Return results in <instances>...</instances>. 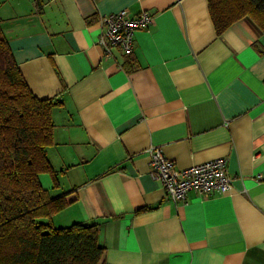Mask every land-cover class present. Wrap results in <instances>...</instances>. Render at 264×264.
Returning a JSON list of instances; mask_svg holds the SVG:
<instances>
[{
  "label": "crops",
  "instance_id": "crops-1",
  "mask_svg": "<svg viewBox=\"0 0 264 264\" xmlns=\"http://www.w3.org/2000/svg\"><path fill=\"white\" fill-rule=\"evenodd\" d=\"M142 11L133 52L97 45L99 18ZM0 31L31 93L55 98V227L97 224L99 264H264V32L217 35L207 0H0ZM150 147L177 168L227 159L230 189L173 203ZM261 178L258 179L257 177Z\"/></svg>",
  "mask_w": 264,
  "mask_h": 264
},
{
  "label": "trees",
  "instance_id": "trees-1",
  "mask_svg": "<svg viewBox=\"0 0 264 264\" xmlns=\"http://www.w3.org/2000/svg\"><path fill=\"white\" fill-rule=\"evenodd\" d=\"M217 35L243 17L264 32V0H207ZM55 98L38 99L27 87L0 31V264H99L97 224L55 227L53 216L69 202L51 198L38 181L53 174Z\"/></svg>",
  "mask_w": 264,
  "mask_h": 264
},
{
  "label": "built area",
  "instance_id": "built-area-1",
  "mask_svg": "<svg viewBox=\"0 0 264 264\" xmlns=\"http://www.w3.org/2000/svg\"><path fill=\"white\" fill-rule=\"evenodd\" d=\"M151 22L152 16L146 11L135 16L126 10L101 15L97 45L105 58L110 57L114 49L123 55H131L135 32L147 28ZM148 155L150 176L161 185L173 203L184 202L189 192L211 197L225 193L231 187L227 159L224 157L180 169L163 155L160 147H150Z\"/></svg>",
  "mask_w": 264,
  "mask_h": 264
}]
</instances>
